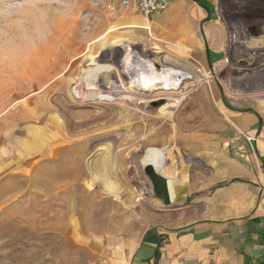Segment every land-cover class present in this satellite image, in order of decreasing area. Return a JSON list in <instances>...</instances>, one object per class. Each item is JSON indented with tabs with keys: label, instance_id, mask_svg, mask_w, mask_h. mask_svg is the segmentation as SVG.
I'll return each mask as SVG.
<instances>
[{
	"label": "rangeland",
	"instance_id": "obj_1",
	"mask_svg": "<svg viewBox=\"0 0 264 264\" xmlns=\"http://www.w3.org/2000/svg\"><path fill=\"white\" fill-rule=\"evenodd\" d=\"M213 1L199 53L174 55L101 39L117 0H0V119L21 123L23 159L0 193V264H107L112 247L166 223L143 171L160 169L158 128L192 113L185 125H205L201 95L222 114L224 99L243 108L264 94V0ZM110 66L129 81L128 99L103 95L118 76ZM153 76L176 93L163 110L164 99L132 100ZM166 147L168 176L178 146Z\"/></svg>",
	"mask_w": 264,
	"mask_h": 264
},
{
	"label": "crops",
	"instance_id": "obj_2",
	"mask_svg": "<svg viewBox=\"0 0 264 264\" xmlns=\"http://www.w3.org/2000/svg\"><path fill=\"white\" fill-rule=\"evenodd\" d=\"M215 14L213 0H171L165 10L147 16L133 5L121 6L106 18L109 28L100 38L112 46L199 53L201 24ZM207 49L205 42L210 60ZM164 82L159 76L140 81L132 100L165 95L174 102L176 93L166 94ZM107 88L103 95L113 99V88ZM201 98L208 103L205 125H185L195 118L192 113L177 119L172 129L158 128L152 138L164 155L160 169L170 156L164 145L174 140L178 146V157L169 163L178 173L164 175L171 202L156 197L164 206L160 212L166 223L112 247L107 264H263L264 94L243 108L229 106L224 99L222 114L215 111L214 97ZM169 108L172 114L176 106ZM8 116L0 119V193L8 179L23 175L22 143L16 138L21 123Z\"/></svg>",
	"mask_w": 264,
	"mask_h": 264
},
{
	"label": "water",
	"instance_id": "obj_3",
	"mask_svg": "<svg viewBox=\"0 0 264 264\" xmlns=\"http://www.w3.org/2000/svg\"><path fill=\"white\" fill-rule=\"evenodd\" d=\"M162 100L163 99L154 100L152 101V105L154 107H159ZM143 171L151 182L154 195L164 204H169L171 202V198L166 177L157 171L154 164L150 162L145 163Z\"/></svg>",
	"mask_w": 264,
	"mask_h": 264
},
{
	"label": "built area",
	"instance_id": "obj_4",
	"mask_svg": "<svg viewBox=\"0 0 264 264\" xmlns=\"http://www.w3.org/2000/svg\"><path fill=\"white\" fill-rule=\"evenodd\" d=\"M117 1L121 6L133 5L142 14L147 16L153 12L165 10L169 6L171 0H117Z\"/></svg>",
	"mask_w": 264,
	"mask_h": 264
},
{
	"label": "bare ground",
	"instance_id": "obj_5",
	"mask_svg": "<svg viewBox=\"0 0 264 264\" xmlns=\"http://www.w3.org/2000/svg\"><path fill=\"white\" fill-rule=\"evenodd\" d=\"M111 69H114L115 75H118L116 77V82L115 83L112 82L113 84H111V87L113 88V90H114L115 93H121V95H120L121 98L126 97L128 99L130 97L129 92L131 90V88H130L131 85H130L129 81L127 79H126L127 81H124V79L122 77V73H121L122 70L118 74L117 71H116V67L110 66V71H111ZM110 80L112 81V79H109V81ZM155 99H164L162 105L159 107V110H163V108L166 106V104L168 102H171L172 101L169 97H167L165 95L158 96Z\"/></svg>",
	"mask_w": 264,
	"mask_h": 264
},
{
	"label": "trees",
	"instance_id": "obj_6",
	"mask_svg": "<svg viewBox=\"0 0 264 264\" xmlns=\"http://www.w3.org/2000/svg\"><path fill=\"white\" fill-rule=\"evenodd\" d=\"M198 2H199V4H202L200 1H198ZM206 52H207V56L209 57V49H207Z\"/></svg>",
	"mask_w": 264,
	"mask_h": 264
}]
</instances>
